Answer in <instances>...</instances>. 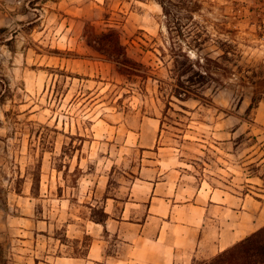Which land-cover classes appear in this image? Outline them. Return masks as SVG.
Instances as JSON below:
<instances>
[{"label":"crops","instance_id":"0c3cea01","mask_svg":"<svg viewBox=\"0 0 264 264\" xmlns=\"http://www.w3.org/2000/svg\"><path fill=\"white\" fill-rule=\"evenodd\" d=\"M75 1L0 0V29L33 25L29 33L33 37L37 29L44 32L39 28L52 14L47 7ZM83 33L84 29L80 40L66 32L50 39V48L65 54L43 51L27 36L22 65L29 70L37 64L39 77L49 66L76 79L92 77L93 63L99 61L118 75L114 64L87 45ZM32 39L45 44L40 37ZM3 71V76L12 77L15 70ZM230 117L236 120L232 135L243 118ZM7 122L0 117V247L7 253V264H201L264 226V98L255 108L256 132L244 139L240 153L232 154L254 163L243 191L197 176L180 148L161 144L160 122L154 117H139L132 124L118 118L107 123L110 130L92 124L96 129L91 142H110L106 143L110 152L101 156L119 158L116 166L111 162L86 174L92 186L86 184L83 190L80 185V191L76 185L64 186L61 170L41 162L33 188L25 158L35 150V143L30 134L13 132ZM217 124L209 126L216 129ZM209 138L213 142H205L219 149L220 143L212 135ZM36 141L49 145L38 148L39 156L62 154L60 131L47 140L38 135ZM132 155H137L135 164L125 163ZM66 188L73 192L65 194ZM94 209L100 210V216Z\"/></svg>","mask_w":264,"mask_h":264},{"label":"rangeland","instance_id":"374dc122","mask_svg":"<svg viewBox=\"0 0 264 264\" xmlns=\"http://www.w3.org/2000/svg\"><path fill=\"white\" fill-rule=\"evenodd\" d=\"M195 2L199 11L189 19V9ZM47 10L52 14L46 15L44 26L39 28L44 32L37 29L33 37L29 36L33 25L0 29V117L7 119V127L13 132L30 134L33 138L35 150L25 159L34 187L41 162L61 170L64 186L76 185L79 191L80 185L83 190L86 184L92 186L93 180L90 177L86 182V174H93L96 168H104L111 162L116 166L119 159L101 156L105 155L103 151L110 152V142L93 144L96 127L92 124L98 122L103 130H110L107 123L118 118L132 124L139 117H154L160 122L161 144L180 148L182 157L193 163L197 176L214 185L227 184L245 190V177L254 163L232 154L240 153L244 139L256 132L255 108L264 98V42L260 40L264 31V0H186L181 14L171 17V33L166 31L162 9L154 0H76ZM177 18H182L180 33ZM86 23L99 31L109 27L118 30L130 56L147 67L152 76L143 90L137 82L116 75L113 67L99 61L93 63L92 77L79 75L76 79L69 78L64 69L49 66L48 72L39 77L37 64L30 65L29 70L22 65L21 51L27 36L40 49L53 54L56 50L49 44L53 36L66 32L80 40ZM196 36L202 43L197 54L218 59L220 67L211 70L221 74L222 83L209 84L202 99L182 102L170 97L169 88L159 91V81L172 82L168 71L171 59L162 55L159 48L164 49L165 41L170 39L174 44H184L186 49V44L192 43ZM39 37L45 44L32 39ZM227 48L230 51L226 58L221 57ZM188 53L190 58L196 56L193 51ZM12 68L15 70L12 77L2 75L3 70ZM230 116L243 118L232 135L236 120ZM216 121L219 125L211 128L209 125ZM54 131L61 133L62 154L46 153L43 158L38 155V148L48 149L49 145L47 141L39 144L36 138L40 135L47 140ZM209 135L220 143L219 149L205 142H213ZM136 160L137 155H132L125 163L135 164ZM69 188L65 194L73 192ZM80 212L84 215L85 208ZM93 212L100 216L99 209ZM8 261L4 247H0V264Z\"/></svg>","mask_w":264,"mask_h":264},{"label":"trees","instance_id":"16d2710c","mask_svg":"<svg viewBox=\"0 0 264 264\" xmlns=\"http://www.w3.org/2000/svg\"><path fill=\"white\" fill-rule=\"evenodd\" d=\"M162 9L165 17V27L171 33L170 20L176 15H180L185 9L186 0H154ZM199 11V6L195 2L189 9V19ZM181 19L177 18V30L180 33ZM84 36L87 45L92 48L106 62L115 66L118 75L127 80L137 82L138 88L143 90L145 83L152 78L147 67L130 56V50L123 43L120 33L115 28L109 27L106 30H97L96 27L87 23L84 27ZM170 40V39H169ZM169 40L165 41L166 47L159 48L162 55H168L171 59V67L168 70L172 82L164 83L159 81V91L169 88L170 97H175L180 101L189 98H203L202 92L205 88L213 84H221V74L212 71L211 68L220 67L217 58L200 57L197 51L202 43L198 41V36L193 42L186 44H174ZM230 48L224 51L221 57L228 54ZM193 51L196 56L190 58L188 52ZM253 77H251V80ZM250 109V106L249 108ZM35 188L38 184V175L35 178ZM34 188V186H33ZM203 264H264V226L239 241L232 247L222 251L209 262Z\"/></svg>","mask_w":264,"mask_h":264},{"label":"built area","instance_id":"2783aa9c","mask_svg":"<svg viewBox=\"0 0 264 264\" xmlns=\"http://www.w3.org/2000/svg\"><path fill=\"white\" fill-rule=\"evenodd\" d=\"M260 40L264 42V31L262 33V36L260 37Z\"/></svg>","mask_w":264,"mask_h":264}]
</instances>
